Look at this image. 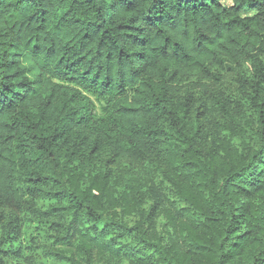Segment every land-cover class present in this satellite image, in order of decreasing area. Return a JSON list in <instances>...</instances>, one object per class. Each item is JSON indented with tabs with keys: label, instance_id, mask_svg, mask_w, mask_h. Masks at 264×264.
I'll return each instance as SVG.
<instances>
[{
	"label": "trees",
	"instance_id": "16d2710c",
	"mask_svg": "<svg viewBox=\"0 0 264 264\" xmlns=\"http://www.w3.org/2000/svg\"><path fill=\"white\" fill-rule=\"evenodd\" d=\"M0 210V264L35 229L60 264H264V0H0Z\"/></svg>",
	"mask_w": 264,
	"mask_h": 264
},
{
	"label": "rangeland",
	"instance_id": "374dc122",
	"mask_svg": "<svg viewBox=\"0 0 264 264\" xmlns=\"http://www.w3.org/2000/svg\"><path fill=\"white\" fill-rule=\"evenodd\" d=\"M225 3H229L230 0H224ZM236 84V81H235V77L234 75L231 73V72H227L225 75H224V78H223V84L222 86L224 87V89H230L232 88L234 85ZM125 163L126 165H134V163L132 162H123ZM12 215H15L16 217L20 218L19 217V214H11ZM10 214H9V211L8 210H0V223L3 224V225H6L8 222H9V218L11 217ZM11 219V218H10ZM32 226H33V223L31 222L30 223ZM32 236L34 239H36V243L34 244V247H33V253L36 251L39 258L37 260V264H60L58 262H54L53 260H51V258H47L46 255H42V253H45L46 250H52L54 247L50 248L48 247L49 244H48V236L44 235V233H37V230H32ZM48 260H46V259Z\"/></svg>",
	"mask_w": 264,
	"mask_h": 264
}]
</instances>
